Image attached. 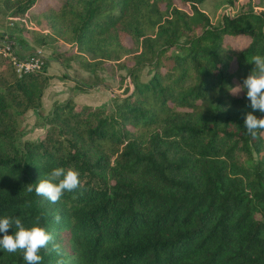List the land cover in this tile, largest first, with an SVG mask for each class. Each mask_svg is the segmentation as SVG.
Listing matches in <instances>:
<instances>
[{"label": "trees", "instance_id": "16d2710c", "mask_svg": "<svg viewBox=\"0 0 264 264\" xmlns=\"http://www.w3.org/2000/svg\"><path fill=\"white\" fill-rule=\"evenodd\" d=\"M43 1L0 6L10 18L31 12L20 33L44 44L47 30L86 70L125 73L107 105H55L45 136L18 143L13 106H35L43 87L38 72L12 67L17 77L0 85V217L26 227L41 217L64 251L41 250L42 264H264V132L254 139L243 123L264 113L246 90L231 92L264 56L256 1L217 24L204 0ZM56 167L77 170L81 186L55 204L27 192ZM0 264L26 262L0 249Z\"/></svg>", "mask_w": 264, "mask_h": 264}, {"label": "rangeland", "instance_id": "374dc122", "mask_svg": "<svg viewBox=\"0 0 264 264\" xmlns=\"http://www.w3.org/2000/svg\"><path fill=\"white\" fill-rule=\"evenodd\" d=\"M47 1L58 2V0H45L37 4L41 6L42 3L44 4ZM245 1L239 0L231 8L226 0H204L200 8L209 16L212 23L217 24L219 17L223 13H235L241 3ZM254 1L257 3V6L254 8L255 11H264V0ZM173 3L179 6L180 0H173ZM37 4L35 5V10L39 8ZM8 13L7 10L0 6V35L3 33L4 35H11V39L8 36L7 38L3 36V38L16 41L19 38L17 33H20L24 19L28 20L31 12L28 13V17L21 19L10 18ZM30 35L33 34L29 33L28 36ZM234 43L239 47H244L247 45L248 40L245 38L238 41L234 40ZM51 44L52 48L50 53L44 54L45 63L43 69L36 75L39 83L43 87L40 98L36 99L37 104L26 109H22L21 106H13V112L15 113L13 116H15L18 130L15 138L18 143H22L23 141H36L45 136L46 130L49 127V115L55 105H62L68 100L71 101L74 110H80L86 106L95 108L105 104L107 105L112 101L113 93L111 90H119L121 88L122 84L119 82V76L123 75L125 70H121L109 63L103 70H98L97 72L88 71L86 70V66L83 65L80 55L76 57L70 56L68 46L58 40H53ZM32 53L37 52L31 50L23 55L27 57L29 56L28 54L31 55ZM56 53L61 58L60 61H57ZM14 54L16 56L22 55L15 50V44ZM144 75L145 73L142 74V76ZM15 77L17 76L12 71L8 57H0V85L3 86L13 82ZM239 83L240 81L236 79L235 85L237 86Z\"/></svg>", "mask_w": 264, "mask_h": 264}, {"label": "clouds", "instance_id": "9594fccd", "mask_svg": "<svg viewBox=\"0 0 264 264\" xmlns=\"http://www.w3.org/2000/svg\"><path fill=\"white\" fill-rule=\"evenodd\" d=\"M254 69L243 80L242 84L232 89L233 95H238L246 90V98L253 111L264 113V56L255 55L252 57ZM244 128L248 135L257 138L260 132H264V117L257 118L252 112L244 115ZM81 186L80 173L72 168H53L47 179L41 180L35 188L31 184L27 187V192L33 191L37 196L43 197L51 203H58L65 192L75 191ZM57 223L61 217H54ZM41 217L37 216L33 226L26 227L19 217H0V249L10 253H22L26 264H42L43 257L41 250L49 249L58 257H63L64 251L59 243L55 242V237L45 227L40 224ZM15 228L14 234H8L9 229ZM57 264H64L63 259H58Z\"/></svg>", "mask_w": 264, "mask_h": 264}, {"label": "built area", "instance_id": "2783aa9c", "mask_svg": "<svg viewBox=\"0 0 264 264\" xmlns=\"http://www.w3.org/2000/svg\"><path fill=\"white\" fill-rule=\"evenodd\" d=\"M4 36L7 38V35ZM0 57H8L11 66L19 77L41 71L45 63L44 55L39 52L24 58L16 56L14 54V42L4 38H0Z\"/></svg>", "mask_w": 264, "mask_h": 264}, {"label": "crops", "instance_id": "0c3cea01", "mask_svg": "<svg viewBox=\"0 0 264 264\" xmlns=\"http://www.w3.org/2000/svg\"><path fill=\"white\" fill-rule=\"evenodd\" d=\"M42 33L44 34V38H43L44 41H47L44 44L43 43H37L36 39H34V37L32 35L28 36L26 34L17 33L18 34L17 36H19L18 40H20L21 42L18 43L19 41H17V43H15V50H17L20 54H22L21 56L19 55L21 58H24L23 54H26L27 52H30L31 50H33L35 52L42 53L43 55L50 53V50L52 48L51 47L52 44L50 42H48V38L46 37L48 34L47 30L42 31ZM65 45L68 46L67 44H65ZM32 54H34V53H32ZM28 55H30V54H28ZM71 83H72V81H71Z\"/></svg>", "mask_w": 264, "mask_h": 264}]
</instances>
